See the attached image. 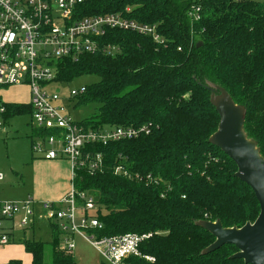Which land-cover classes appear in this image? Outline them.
Segmentation results:
<instances>
[{"label":"trees","instance_id":"1","mask_svg":"<svg viewBox=\"0 0 264 264\" xmlns=\"http://www.w3.org/2000/svg\"><path fill=\"white\" fill-rule=\"evenodd\" d=\"M192 6L200 7L201 18L190 23ZM77 9L79 16L123 12L157 24L163 38L156 43L110 29L100 41L117 46L118 53L83 54L59 64L61 81L83 73L98 77L76 98L78 105L96 104L81 120L86 126L148 128L137 138L100 147L104 172L80 173L74 181L77 190L96 197L103 225L98 235L150 234L140 251L154 262L130 257L128 264H245L231 257L237 251L231 244L205 253L215 238L199 223L219 220L224 228H240L259 213L254 193L235 176L234 162L209 140L219 122L211 99L222 88L243 107L244 132L264 158V0H82ZM6 107V120L31 111L25 103L6 101ZM119 157L131 172L156 183L115 175ZM49 227L48 242L22 240L31 264H75L73 251L59 248L60 232Z\"/></svg>","mask_w":264,"mask_h":264},{"label":"built area","instance_id":"2","mask_svg":"<svg viewBox=\"0 0 264 264\" xmlns=\"http://www.w3.org/2000/svg\"><path fill=\"white\" fill-rule=\"evenodd\" d=\"M81 2L0 0V131H4L8 121L1 91L27 85L33 155L43 160H66L71 168L70 188L59 200L37 202L30 195L18 200H0V248L13 242L16 234L45 220L60 232L59 248L62 250L73 251L75 237L79 236L109 264H128L130 257L152 263L154 258L140 251L141 242L150 234L98 235L103 225L97 218L96 197L89 191L77 190L74 185L80 173L94 175L107 168V158L98 150L100 147L137 138L147 134L148 128L106 125L92 129L66 113L68 104L77 103V96L85 92V85L60 94L52 85L63 82L58 79V72L59 64L65 59L77 61L83 54L96 52L118 53L117 46L100 41L107 30L129 31L147 36L156 43H163V38L157 24L129 18L123 12L79 16L77 8ZM125 12H129V8ZM200 13L199 6H192L187 12L190 23L199 21ZM119 158L112 167L115 175L156 183L150 175L144 177L131 172L125 165V158ZM1 180L3 173L0 171Z\"/></svg>","mask_w":264,"mask_h":264},{"label":"rangeland","instance_id":"3","mask_svg":"<svg viewBox=\"0 0 264 264\" xmlns=\"http://www.w3.org/2000/svg\"><path fill=\"white\" fill-rule=\"evenodd\" d=\"M97 80V76L83 73L78 78L69 82L63 81L60 82L61 84H53L52 89L58 91L59 94L60 92L68 93L70 89L82 85L86 86ZM1 95L5 102L26 104L29 101L27 85L3 89ZM95 108L96 104L94 103L78 105L73 101L66 107V113L73 120H83L93 113ZM30 132L31 127L29 125L28 113L11 116L5 125L4 131H0V171L3 173V180L0 181V200H18V198L22 199L29 194L32 196L34 170L31 168V160H37V156L33 155L31 151ZM98 209L101 214H106L104 207H98ZM23 239H34L43 242L50 241L51 230L48 222L39 220L33 225L32 229H28L24 233L20 232L18 236L16 234L13 242L0 248L1 261L19 258L22 264H29L30 256L24 250ZM73 256L75 264H109L104 262L98 253L79 236L75 237ZM49 259L50 246H47L45 249V260L48 261Z\"/></svg>","mask_w":264,"mask_h":264},{"label":"water","instance_id":"4","mask_svg":"<svg viewBox=\"0 0 264 264\" xmlns=\"http://www.w3.org/2000/svg\"><path fill=\"white\" fill-rule=\"evenodd\" d=\"M199 45L200 42L197 47ZM217 89L221 94L212 97L211 102L219 122L209 141L234 162L237 168L235 176L254 193L259 213L252 223L246 222L240 228H224L219 220L201 221L200 226L215 238L204 252L231 244L237 249L232 258L241 259L245 264H264V158L256 142L244 132L243 107L235 104L224 89Z\"/></svg>","mask_w":264,"mask_h":264},{"label":"crops","instance_id":"5","mask_svg":"<svg viewBox=\"0 0 264 264\" xmlns=\"http://www.w3.org/2000/svg\"><path fill=\"white\" fill-rule=\"evenodd\" d=\"M36 159L37 160H31V168L34 170L33 190L31 195L37 202L61 199L67 193L71 184V168L69 162L63 159ZM1 260L0 256V263L2 264L3 262V264H5L12 259L8 261ZM29 264H31V256Z\"/></svg>","mask_w":264,"mask_h":264}]
</instances>
